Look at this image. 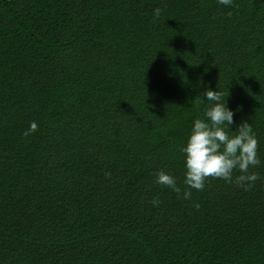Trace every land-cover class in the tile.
Masks as SVG:
<instances>
[{"label":"trees","instance_id":"16d2710c","mask_svg":"<svg viewBox=\"0 0 264 264\" xmlns=\"http://www.w3.org/2000/svg\"><path fill=\"white\" fill-rule=\"evenodd\" d=\"M216 85L257 179L188 189ZM0 264H264V0H0Z\"/></svg>","mask_w":264,"mask_h":264},{"label":"clouds","instance_id":"9594fccd","mask_svg":"<svg viewBox=\"0 0 264 264\" xmlns=\"http://www.w3.org/2000/svg\"><path fill=\"white\" fill-rule=\"evenodd\" d=\"M232 0H217L218 5L229 6ZM154 14L159 16L160 9ZM224 93L217 88L206 87L203 100L202 116L192 121L190 132L179 151L183 154L184 180L188 189L201 190L208 177L219 178L225 182H235L248 187L257 179V174L250 172V167L261 163L257 156V139L247 121L234 124V112L227 106ZM37 122H28V131H35ZM27 134V133H26ZM234 172L239 175L233 176ZM157 185L181 193L176 177L163 170L154 177ZM184 199H190L191 191L182 193ZM153 204L157 201L153 200Z\"/></svg>","mask_w":264,"mask_h":264}]
</instances>
